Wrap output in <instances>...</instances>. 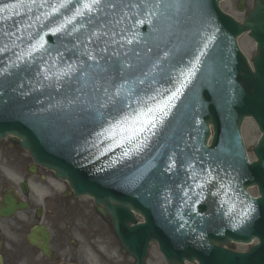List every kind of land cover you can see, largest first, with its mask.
<instances>
[{
	"label": "water",
	"instance_id": "obj_1",
	"mask_svg": "<svg viewBox=\"0 0 264 264\" xmlns=\"http://www.w3.org/2000/svg\"><path fill=\"white\" fill-rule=\"evenodd\" d=\"M219 1L144 0L143 3L148 6L142 7L144 20L139 24L145 32L151 23L161 21L169 24L172 21L182 33L179 40L174 39L183 45L181 61L165 65L168 71L163 76L165 83L170 84L167 86L169 93L178 90L187 94V103L196 110L195 124L198 127L205 129L208 123H212L215 137L211 150L216 151L214 157L240 166L234 168L243 174L244 186L257 183V171L260 182L264 183V5L257 2L255 9L239 24L218 9ZM243 3L242 0L239 10L243 9ZM248 31L257 45L253 71L237 51L235 42L238 35ZM157 38L159 40L161 37ZM158 40H152V44ZM35 54L32 53L30 59L25 58L14 81L32 76L30 70L36 69L32 67L37 66L41 58ZM47 68L51 77H59L65 70L63 67ZM13 102L11 97H0V107H3L0 112V140L7 135L18 137L20 146L29 152L36 163L55 171L57 178L68 181L75 196L87 195L94 199L95 205L102 206L100 213L112 220L121 246L136 259V264H144L151 241L158 243L160 252L169 264H183V259L189 262L196 259L199 264H264V224L258 226L253 216L241 217L242 222L232 229L229 219H224L210 226L189 221L181 226V221H178L167 231L168 222L172 221L170 215L163 218L164 226L156 223L157 211L154 207L162 184L157 169L153 171L155 177L147 184L146 191L139 196H117L104 191L85 178L90 169H71L52 157L50 151L40 149L34 141L35 130L28 127L29 118L23 114L13 117L12 108L7 111L8 105L11 106ZM190 106L186 104L185 111H189ZM245 117H251L262 134L259 144L253 149L258 159L253 164L245 163L241 148L239 128ZM261 196L264 198L263 193ZM19 208L23 209L24 205H19ZM131 210L141 214L145 222L136 223ZM252 237L258 238L259 245L247 255L233 254L220 246L209 245V242L227 244L229 239L248 242ZM168 238L172 243L167 241ZM29 241L47 255L49 237L42 227L31 232ZM40 241L44 244L40 245Z\"/></svg>",
	"mask_w": 264,
	"mask_h": 264
},
{
	"label": "rangeland",
	"instance_id": "obj_2",
	"mask_svg": "<svg viewBox=\"0 0 264 264\" xmlns=\"http://www.w3.org/2000/svg\"><path fill=\"white\" fill-rule=\"evenodd\" d=\"M240 0H224L220 3L221 9L238 22H242L248 12L253 9V0H246L242 12L237 7ZM238 46L249 61L255 55V44L248 34H243L238 39ZM245 149L253 160L252 148L259 137V132L251 119L246 120L241 128ZM9 138L3 140L1 147L7 148ZM18 151V150H15ZM20 151H18V155ZM25 159L26 156H22ZM27 158V157H26ZM28 163V160L25 162ZM47 186L52 193L39 186H34L31 199L33 206L38 207L43 197H47L46 206L51 212L49 227L52 233V249L58 254L59 260L74 264H134V260L122 253L119 243L112 232L110 224L100 217L90 198H73L64 196L69 191L67 183L57 180L52 174L46 173ZM38 183V179H33ZM40 191V192H39ZM50 191V190H48ZM255 195V189L249 190ZM53 196V197H52ZM236 251L245 252L249 246L231 245ZM52 264L54 262L52 261ZM145 264H167L159 254L156 245L149 246Z\"/></svg>",
	"mask_w": 264,
	"mask_h": 264
},
{
	"label": "flooded vegetation",
	"instance_id": "obj_3",
	"mask_svg": "<svg viewBox=\"0 0 264 264\" xmlns=\"http://www.w3.org/2000/svg\"><path fill=\"white\" fill-rule=\"evenodd\" d=\"M14 149L12 144L8 148L0 146V206L8 196L14 201L26 203L27 209L14 211L7 217L0 214V264H52V260L57 259L56 253L46 258L27 240L31 229L38 225L35 222L37 214L47 220L49 218L45 208H33L31 199V187L36 185L33 178L38 177L39 185L46 176L39 167H36V175L30 174L31 165L25 163L23 153L20 157Z\"/></svg>",
	"mask_w": 264,
	"mask_h": 264
},
{
	"label": "snow or ice",
	"instance_id": "obj_4",
	"mask_svg": "<svg viewBox=\"0 0 264 264\" xmlns=\"http://www.w3.org/2000/svg\"><path fill=\"white\" fill-rule=\"evenodd\" d=\"M102 0H91L92 4H99L101 3ZM32 3H35V0H32ZM65 5H61V7H64ZM128 7L129 9L132 8H139V7H147L148 5L146 3H142L141 4H135V3H127L124 4L123 2L119 3V4H113L112 7ZM158 6L154 5V7ZM14 6L13 5H7V6H3L0 7V11H4L7 12L10 9H12ZM85 8H89V10H91L90 5L89 4H85ZM70 22V21H69ZM140 23H142V21H140ZM133 41L131 39H129L127 41V43L131 44ZM150 51V49H149ZM92 57H90L91 59ZM128 67H131V65H128ZM71 68L69 69L68 72H65L64 75H70L71 73ZM76 71H79L78 69ZM191 72V70H190ZM86 74V73H85ZM138 83L143 84L144 81L143 80H139ZM123 87V85H120L119 87L116 88V91L114 94L112 95H107V89H103V91L106 94V102L105 103H100V109H105V108H111V110L116 111L117 113H122L124 111L125 108H129L132 109L133 112H136L137 115H135L132 118V126L129 127H125V125H128L129 123V115H124L120 120H117L115 124L110 125L109 128H106L104 131L105 133L107 132H111L113 129H121L122 131H124L125 133L131 132V135H128L126 137H121V139H125V142H132V141H139L140 140V136L137 135L138 133L142 134L144 132H151V134H155L154 132H152L151 130L155 129L157 127V121L155 119V114L159 113L161 117H164L167 115V109L171 104V100L175 99L176 95L179 94V91L177 90L176 93H173V95L169 98L168 102L163 103L162 106L161 105H156L154 107L148 106V101H155L156 97L154 96H149L147 98V101H138L139 103L144 104V108L142 109H133V106L131 103L128 102L127 99H120V91L121 88ZM151 88V85H149V89ZM159 94V93H158ZM129 95H131V93H129ZM146 109V110H145ZM111 114V112H109V115ZM96 119H105V113L103 111H100L99 109L96 111ZM138 125V127L136 126ZM115 137H113L114 139ZM145 140L147 139V137L144 138ZM141 146H143L141 144ZM125 155H127V153H125Z\"/></svg>",
	"mask_w": 264,
	"mask_h": 264
},
{
	"label": "bare ground",
	"instance_id": "obj_5",
	"mask_svg": "<svg viewBox=\"0 0 264 264\" xmlns=\"http://www.w3.org/2000/svg\"><path fill=\"white\" fill-rule=\"evenodd\" d=\"M210 130H211V132H210V137H211V136H212V133H213V132H212V128H211V126H210Z\"/></svg>",
	"mask_w": 264,
	"mask_h": 264
}]
</instances>
